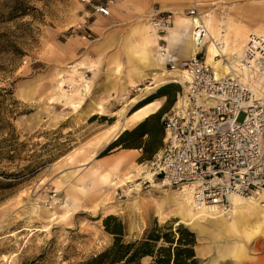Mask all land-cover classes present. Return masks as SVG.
<instances>
[{"label": "rangeland", "instance_id": "374dc122", "mask_svg": "<svg viewBox=\"0 0 264 264\" xmlns=\"http://www.w3.org/2000/svg\"><path fill=\"white\" fill-rule=\"evenodd\" d=\"M104 1L0 0V264H83L113 244L104 227L109 216L124 224L129 242L141 240L156 223L188 229L197 238L199 264H264V228L249 240L229 231L203 236L181 222L176 205L167 200V193L177 190L163 187L166 192L142 179L139 188L121 181L130 163L153 172L163 138L155 153L146 150L164 134L163 119L183 90L174 82L140 90L152 82L140 79L136 63L148 38L143 34L147 17L153 11L172 12L176 20L198 3L203 14L213 11L210 15L220 22L227 3L232 9L224 24L248 37L255 30L247 27L252 17L245 8L258 0H124L127 17L114 11L117 0L112 16L103 18L94 6ZM166 64L165 59L170 71ZM80 76L89 81L90 92L79 106L80 92L74 98L71 94ZM257 97L264 98V92ZM133 99L140 102L133 106ZM158 99H164V107L145 127L152 136L127 138L129 148L115 144L113 137L110 144L103 142L112 125L123 124L132 111ZM140 124L127 127L119 138ZM123 156L128 162L114 170ZM54 194L58 204L49 202ZM66 203L71 212L62 218L66 210L60 207ZM236 244L241 253L231 250Z\"/></svg>", "mask_w": 264, "mask_h": 264}, {"label": "built area", "instance_id": "2783aa9c", "mask_svg": "<svg viewBox=\"0 0 264 264\" xmlns=\"http://www.w3.org/2000/svg\"><path fill=\"white\" fill-rule=\"evenodd\" d=\"M115 2L105 0L94 10L111 17ZM225 12L220 10V21H225ZM186 13L203 18L202 5L196 3ZM148 21L162 37L174 25L175 15L154 11ZM202 23L193 24L192 39L201 50L189 60L176 62L162 47L170 72H181L187 82L180 84L176 106L163 119V147L152 170L163 187L188 193L196 209L226 213L233 197L258 198L264 193V98L257 97L255 87L258 78L264 80V37L247 43L241 61L253 81L234 74L218 78L206 62ZM224 38L214 40L219 54L226 48Z\"/></svg>", "mask_w": 264, "mask_h": 264}, {"label": "bare ground", "instance_id": "6f19581e", "mask_svg": "<svg viewBox=\"0 0 264 264\" xmlns=\"http://www.w3.org/2000/svg\"><path fill=\"white\" fill-rule=\"evenodd\" d=\"M86 1V0H84ZM223 2H220L222 4ZM225 8L227 12L232 9L227 3H223L222 8ZM221 8V9H222ZM220 9V10H221ZM213 11L203 14V18H191L187 15L184 17H176L175 26L169 29L167 36L160 37L154 32L148 25H143V34L146 37V41L141 45L142 50L139 53L137 64L139 66L138 76L142 80L152 79L150 84L146 85L145 89H140L145 92L155 91L159 86L163 84L173 83L174 79L180 78L179 84L184 85L187 82V78L179 71L170 72L165 67V59L161 54L163 50L160 41L167 44V53H172L173 49L178 47L182 48V55L186 58L193 57L199 53L200 45L194 43L192 39L193 24H199L202 21L206 29V37L204 39L203 47L206 46V62L214 70L217 77H223L227 75H238L243 81H253L252 74L243 69L241 61L247 43L251 40L256 41V38L264 37V29L257 28L251 32L247 37V32L244 30L231 27L229 31V24H223V21H217ZM217 22V25L216 23ZM224 33V34H223ZM229 33V37H228ZM254 37H252V36ZM224 36L226 48L223 53H218L214 44V40ZM221 56L222 59L216 58ZM223 61L230 62L232 65L225 64ZM255 73V72H254ZM80 84L72 91L71 98H74L76 94L80 92L81 98L78 103L79 106L84 103V96L90 92L89 81L84 76H80ZM264 85V80L258 78L255 84L256 90ZM62 87V83L60 84ZM258 92H264V89H259ZM140 101L133 99L131 103L136 106ZM164 107V99H158L154 102L141 106L140 108L132 111L123 124H114L110 127V130L103 137V142L107 144L112 140H117L119 134L129 126L138 125L145 120L157 115ZM96 114H101L99 109H96ZM95 113L92 112V115ZM110 142V143H109ZM120 159L114 170L118 171L120 164L123 161L128 162L129 158L123 156ZM130 170L124 173L122 184L135 183L136 187H140L141 183H137L139 180L149 181L153 187L162 184L156 183L153 172L148 166L129 164ZM105 177L107 181L109 174ZM117 183V182H116ZM113 184V183H112ZM115 184V183H114ZM122 186V185H121ZM166 192L169 189L163 188ZM177 192V191H176ZM167 200L173 202L177 207V214L179 215L181 222L187 224L191 228L197 230L201 235L208 236L209 233H213L216 237L222 235L225 231H229L235 234H239L242 238L250 239L253 232L264 228V193L258 198H243L235 196L231 200V208L228 212H217L215 209L198 210L195 208L192 202V198L188 193L177 192L176 194L167 193ZM58 204L57 200H54ZM62 212L59 215L62 218H67L71 210L69 204L66 203L60 207ZM52 207L51 210H54ZM50 217H55L56 212L47 211ZM244 228L242 229V227ZM214 228V231H207V228ZM242 229V230H241ZM231 250L241 253L242 246L235 245ZM226 252L227 249H223L220 252ZM214 264H218L217 261Z\"/></svg>", "mask_w": 264, "mask_h": 264}, {"label": "trees", "instance_id": "16d2710c", "mask_svg": "<svg viewBox=\"0 0 264 264\" xmlns=\"http://www.w3.org/2000/svg\"><path fill=\"white\" fill-rule=\"evenodd\" d=\"M164 91L166 89L161 90L163 93ZM149 119L135 129L124 132L115 144L129 148L131 144L126 142L127 138L143 139L147 135L152 136V132L145 130ZM163 135L161 132L156 145L146 151L153 154L159 150ZM104 227L113 236V244L105 252L83 264H143V260L147 258L150 259L149 264H199L196 235L182 226L174 230L173 227L156 223L146 231L141 240L134 242L125 240L126 227L114 216L104 220Z\"/></svg>", "mask_w": 264, "mask_h": 264}, {"label": "crops", "instance_id": "0c3cea01", "mask_svg": "<svg viewBox=\"0 0 264 264\" xmlns=\"http://www.w3.org/2000/svg\"><path fill=\"white\" fill-rule=\"evenodd\" d=\"M117 1V0H116ZM119 1V0H118ZM196 4V3H194ZM193 4V5H194ZM257 4H259V7H257ZM192 5V6H193ZM202 5V4H201ZM203 6V5H202ZM113 7V6H112ZM118 8L114 9L115 12L117 13H121V16H125L127 17L128 16V13H127V4L124 0H120L119 1V4L117 5ZM246 11H247V14L248 15H251L252 19H251V22H248V25L247 27L251 30H255L257 28H259L260 26H264V0H258L256 2H248L247 3V6H246ZM112 10V9H111ZM154 12V11H153ZM152 12V13H153ZM151 13V14H152ZM97 14V13H96ZM150 14V15H151ZM99 15V14H98ZM149 15V16H150ZM101 16V15H100ZM111 16H112V11H111ZM148 16V17H149ZM103 17V16H101ZM148 17H147V21H148ZM104 18V17H103ZM174 25H175V21H174ZM173 25V26H174ZM148 26L149 27H152L150 24H149V21H148ZM91 28V26H90ZM88 28V29H90ZM85 27L84 26H80L79 28V31H85ZM91 30V29H90ZM156 31V30H155ZM193 32V31H192ZM157 33V32H156ZM205 54H207L206 52V47H205ZM171 57L174 61L176 62H180V61H185V60H189L190 58L192 57H189V58H186L182 55V48L178 47L176 49H173L172 50V54H171ZM136 59L138 60V57H136ZM137 60H136V63H137ZM128 151H120L118 152L117 154H132L131 152L127 153Z\"/></svg>", "mask_w": 264, "mask_h": 264}]
</instances>
